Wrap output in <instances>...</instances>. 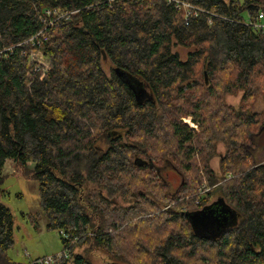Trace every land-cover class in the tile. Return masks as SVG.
<instances>
[{"label":"trees","instance_id":"trees-1","mask_svg":"<svg viewBox=\"0 0 264 264\" xmlns=\"http://www.w3.org/2000/svg\"><path fill=\"white\" fill-rule=\"evenodd\" d=\"M191 1L220 17L186 21L166 0H0V50L34 34L46 8L77 10L41 47L0 55V183L8 158L37 179L46 227L69 236L59 234L67 257L50 264H93L77 251L84 244L128 264H264V160L252 152L264 109L250 112L264 99V33L237 22L264 4ZM175 46L189 49L184 59ZM32 51L49 57L48 69L34 70ZM115 67L151 97L142 101ZM239 88L235 107L226 95ZM218 142L219 174L210 165ZM166 161L181 176L174 195L156 172ZM203 175L221 180L219 196L196 203ZM219 199L236 224L196 233L185 212ZM12 244L13 215L0 203V264H25L8 256Z\"/></svg>","mask_w":264,"mask_h":264},{"label":"rangeland","instance_id":"rangeland-1","mask_svg":"<svg viewBox=\"0 0 264 264\" xmlns=\"http://www.w3.org/2000/svg\"><path fill=\"white\" fill-rule=\"evenodd\" d=\"M264 4V0H262ZM180 57L184 59L186 57L188 48L181 46H175ZM101 66L106 74H110L114 65L112 62L105 57L102 60ZM208 82V74L206 71L203 72V78ZM124 80L132 85L136 92L139 93V98L144 101L151 97V92L144 84L136 81V77L124 73ZM243 89L239 88L234 93H229L226 95V101L233 106L237 107L240 102ZM264 109V99L261 95L256 96L254 102L250 106V112H258ZM181 120L189 125V121L193 123V127H196V123L192 121L190 115L181 117ZM189 120V121H188ZM252 147L253 155L255 159L262 161L264 160V131L252 135ZM215 154L213 155L210 165L215 173L219 174L218 158L221 153H223L225 146L222 142H218L215 146ZM33 164L28 162L27 168L32 169ZM171 170H176L166 161L164 165L160 168H156V172L164 181L168 183V191L171 194H175L178 186L181 182V176H177L172 173ZM168 173V174H167ZM178 173V172H177ZM219 177V176H218ZM221 180L216 183L210 184L206 177L203 175L202 183L197 187L196 192L198 193L199 188L204 187L205 191L197 197L198 200L209 191L208 201H214L218 198L217 187L219 186ZM0 203L8 207L13 215V244L7 250L8 256H10L14 261L20 263H28L32 259L42 256L53 255L62 251L63 247L61 244L60 236L58 230L48 229L46 227L47 219L42 213L39 200H38V181L31 175V172H23L14 160L8 158L6 159L3 169H2V182L0 183ZM169 205H165L162 209L168 208ZM238 221V215L235 210H232L227 214L221 225L214 226L213 228L209 225L201 230L200 225L193 226L194 231L198 234H206V236L217 237L220 232L229 226H233ZM114 228H120V224L115 222ZM113 227L109 229L113 230ZM218 227V229H217ZM111 230V231H112ZM87 244H84L82 248H77L78 252L82 253V249L87 256L90 258L93 264H128L124 261L112 259L105 251L99 248L85 249Z\"/></svg>","mask_w":264,"mask_h":264},{"label":"built area","instance_id":"built-area-1","mask_svg":"<svg viewBox=\"0 0 264 264\" xmlns=\"http://www.w3.org/2000/svg\"><path fill=\"white\" fill-rule=\"evenodd\" d=\"M168 3H171L175 7H181L184 19L189 20L191 16H197L199 13L206 14L208 22L211 21V16H219L214 10H206L196 4L191 0H166ZM77 10H64L56 7H48L44 10L43 15L40 19L41 27L28 38L18 42L17 44L10 45L6 48L0 50V55L4 54V57L7 54H11L14 50L15 45L29 44L34 47H41L49 38V29L56 27L58 22L62 19H69L70 16L75 13ZM220 17V16H219ZM222 17V16H221ZM237 22L242 23L250 27L254 31H259L264 33V10L258 9L253 14L246 15L244 19H238ZM30 63L34 65V70L39 69L37 62H41L43 69H48L50 66L49 57H43L38 51H32L29 54ZM189 121V120H188ZM189 125L193 126V123L189 121ZM205 191L204 187L199 188L197 195H201ZM200 197V196H199ZM199 200H196L198 203ZM111 231V229H109ZM59 234L68 239V234L64 230H59ZM68 250L63 248L61 252L42 256L32 259L29 264H50L54 260H61L64 257H67Z\"/></svg>","mask_w":264,"mask_h":264},{"label":"water","instance_id":"water-1","mask_svg":"<svg viewBox=\"0 0 264 264\" xmlns=\"http://www.w3.org/2000/svg\"><path fill=\"white\" fill-rule=\"evenodd\" d=\"M103 53V59H105V54ZM117 72L118 76L124 79V71L119 70L117 67L114 68ZM206 74H205V82H206ZM133 90L135 88L132 86ZM139 94V93H138ZM222 199H219L216 202H212L209 205H206L204 208L193 211V212H185V216L189 219L192 226L200 225L201 230L204 229L207 225L214 226L221 225V222L225 220L228 213H230L233 209L228 206ZM194 229V228H193ZM218 229V227H217Z\"/></svg>","mask_w":264,"mask_h":264},{"label":"crops","instance_id":"crops-1","mask_svg":"<svg viewBox=\"0 0 264 264\" xmlns=\"http://www.w3.org/2000/svg\"><path fill=\"white\" fill-rule=\"evenodd\" d=\"M172 171V173H175L178 177L180 176L178 173H177V171L175 172L174 170H171ZM168 174V173H167Z\"/></svg>","mask_w":264,"mask_h":264}]
</instances>
